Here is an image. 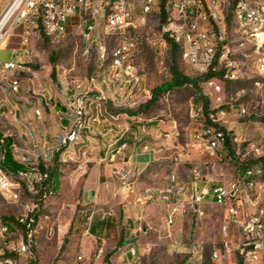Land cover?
Instances as JSON below:
<instances>
[{"label":"rangeland","instance_id":"1","mask_svg":"<svg viewBox=\"0 0 264 264\" xmlns=\"http://www.w3.org/2000/svg\"><path fill=\"white\" fill-rule=\"evenodd\" d=\"M8 1L0 0V14ZM230 20L228 18L225 41L229 52L218 70L233 72L235 78L215 79L219 92L205 85L203 80L199 81L197 90L191 85H184L163 94L154 106L145 110L139 107L149 100L151 90L170 80L169 46L156 21L150 22L132 37L135 49L130 63L135 67L134 75L138 81L134 90L136 103L131 106L128 103L112 106L100 90V83L115 86V91L120 90L116 81L111 80L110 58H105V61L99 56L97 45L104 44L102 40L83 41L80 30L75 27H69L66 35L57 40H49L42 35L29 39L30 56L23 58V63L35 76L20 75L21 84L16 95L10 94L6 86L0 85V138L12 139L15 159L26 158L27 166H22L27 169L28 177L36 176L35 168H41L42 160L41 151L32 147L28 130L20 125L24 115L22 101L18 99L23 97L27 98L28 107L37 108L43 117L47 114L44 103H48V99L58 102L61 95L65 99L79 91H87L86 99L91 102L101 93L107 103L105 117L112 115L115 118L110 119L109 125L103 128L111 129L109 138L112 141L107 146L110 145V149L118 146L121 143L118 141L123 140V132L127 129L124 138L129 147L125 150L134 149L136 154V145L142 149L140 141H145L148 145L145 154H151L153 150L155 154L138 177L132 171L134 176L128 179L122 202L116 196L108 203L109 197L103 193L101 186L94 198V188L87 191L91 162L83 165L84 168H78L83 160L69 159V146L58 153L54 152L46 167L48 172L58 168L56 188L41 192L42 186L36 195L24 193L21 197L22 203L31 200L36 205L32 255L17 254V241L13 240L9 245L0 244V264H186L189 258H194L198 246L203 249L202 264L237 263L241 234L236 226H230L227 237L230 252L225 253L221 233L223 209L209 200L206 199L199 206L201 214L187 211L178 217L170 228L169 236L164 232L165 211L161 202L137 200L148 188H162L172 173L184 184L189 183L194 173H197L204 181L202 186L214 187L241 176L242 171L238 170L237 163H242L246 168L262 163L259 160L264 158V77L256 71L259 55L255 53L253 43ZM18 32L15 31L6 40L0 58L7 57L11 50L21 48L16 36ZM114 45L115 41H109V50ZM177 65L180 72L188 76L189 72L181 63L179 55ZM198 92L209 101V109L224 111L219 123L229 133V137L238 140L237 143L228 144L227 157H210L193 147L205 125ZM96 103L99 122L90 125L89 131L98 140L101 136L95 128L103 125L101 120L104 116L98 113L103 101L96 100ZM27 123V127L39 136L40 125L36 128L30 122ZM142 128L147 135L142 133ZM155 133L160 134L157 141L153 138ZM166 134L168 138L164 136ZM85 138L86 132L82 133L77 143L87 145ZM11 145L8 146L10 151ZM90 145L83 150L90 153L91 157L94 153L92 147L89 149ZM34 146H41L40 137H34ZM229 151L233 154L230 155ZM98 154L103 156V153ZM63 155H66L65 158ZM128 156L124 155L125 162ZM132 161L136 162V156ZM11 179H24V176L11 175ZM250 197V211H244L239 220L252 215L262 224L259 264H264V190L258 188V181ZM95 198L96 202H90ZM21 202L12 204L7 195L0 192V219L12 221L20 215ZM128 243L136 251L134 263L123 254ZM99 251L100 256L97 257ZM215 251H219L220 255L212 261L211 255ZM5 259L10 263H4Z\"/></svg>","mask_w":264,"mask_h":264},{"label":"built area","instance_id":"2","mask_svg":"<svg viewBox=\"0 0 264 264\" xmlns=\"http://www.w3.org/2000/svg\"><path fill=\"white\" fill-rule=\"evenodd\" d=\"M230 1L235 0H9L0 14V51L5 48L6 40L17 30L19 32L16 36L20 40L21 48L11 50V56L8 59L0 58V70H5V77L0 79V85H6L10 94L17 93L16 80L11 77V64L20 62V67H25L23 57L30 56L28 49L30 38L42 35L46 39L57 40L66 35L69 27H75L80 30L83 41L102 40L104 42L102 58L115 60L118 88L134 91L138 77L133 76L135 67L130 63L135 49L132 37L152 21H156L161 26L162 34L178 46L179 57L189 72L188 76L198 77L208 71H219L229 52L225 41ZM240 13L239 31L253 43L255 53L259 55L256 71L264 77V0L256 1L255 12L246 11L245 4V7H240ZM109 41H115V45L110 50ZM28 75L34 76L32 70H28ZM222 77L233 79L235 75L233 72L226 71L223 72ZM204 84L215 92L220 91L215 79L207 80ZM76 87L80 88L79 85ZM87 95L88 92L85 91L67 98L70 111L67 116V128L56 139L54 147L46 152L41 151L42 166L40 169L38 166L35 168V177L24 174V179H11V172L5 171L2 167L6 152L3 139L0 138V192L7 195L9 202L17 204L21 202L24 193L33 196L38 193L43 183L48 180L46 164L54 152H60L61 149L71 145L72 139H77V131L86 132L87 146L89 140L95 139L90 134L89 124H81V116L84 112L82 100L87 98ZM106 108L107 103L104 99L103 106L98 107L99 116H104V123H106ZM33 115L37 119V112L34 109ZM221 116H224L223 110L208 114L207 122H211V130L197 136L193 145L201 153L217 159L227 157V145L238 141L237 138L229 137L225 129V131L221 130L219 123ZM27 124V121L20 120L21 127L28 130L32 147L40 151L41 146H34V137L39 136L33 129H29ZM127 131L126 129L123 132V140ZM141 131L144 135L148 134L143 128ZM164 136L169 137L168 134ZM214 140L225 143V153L216 154ZM140 142L143 145L142 150L148 151L146 142ZM127 147V142H123L121 151H115L110 160L113 161L117 154L122 153ZM13 161L27 166L26 159L13 158ZM128 176L129 174L125 171L118 175L122 185L127 183ZM257 181L258 188L264 190V179H249V175H241L233 181L207 187L201 185L204 181L197 173H194L187 184L182 183L178 176L172 173L168 175L162 188L146 189L139 201L161 202L165 211L164 232L169 236L170 228L174 226L178 217L183 216L187 211L201 214L199 206L206 199L209 200L223 209L221 226L223 251L230 252L227 241L228 230L231 225L236 226L242 237V243L238 249L241 264H259L263 236L262 224L252 215L239 220V216L244 211H250L252 205L250 192ZM35 215V203L27 200L21 202V214L14 217L12 221L4 222L0 219V244L9 245L13 240L17 241V254L31 257L36 226ZM126 248L123 254L130 258L131 263H134L137 259L135 248L130 243L126 244ZM219 253V251L213 252L211 260H217ZM99 256L100 251L97 257ZM4 263H10V261L5 259ZM202 263L203 249L198 246L194 258H189L186 264Z\"/></svg>","mask_w":264,"mask_h":264},{"label":"crops","instance_id":"3","mask_svg":"<svg viewBox=\"0 0 264 264\" xmlns=\"http://www.w3.org/2000/svg\"><path fill=\"white\" fill-rule=\"evenodd\" d=\"M10 56H11V52L9 53V55H7V57L1 59L5 60L10 58ZM112 80L115 82L113 78ZM20 84H19V89H20ZM99 87L100 90L106 95L108 102L112 106L118 107L120 105H124L127 103L128 105L131 106L136 103V92H134L133 90L131 91V89L125 88L122 90L115 91L116 90L115 86L102 85L101 83L99 84ZM64 95L66 97L67 93L65 92ZM62 96L63 95L59 97L58 102L54 100L52 101V99H48V103L47 102L44 103V106L47 110V114H44L42 117L40 113V116L37 117V119L33 115V109L28 107L29 103L27 102V98L23 97L18 99L22 101L21 108H22V113L24 115V120L30 122V125L32 124L36 128L38 127L37 126L38 124L40 125L41 130L38 129L39 130L38 132H39V137L42 141V145L40 147V151L42 152H46L47 150L54 147L56 139L59 136H61L67 128L68 125L67 116L70 113V111L67 106V98L63 99ZM99 96H101L104 101L105 97L101 93ZM99 96L95 98V101H91L90 103L88 99L85 98L86 99L85 113H86V118H88L89 120V125H94L95 124L94 122H97L98 124L99 122L98 114H97L98 105L96 103V100ZM36 109L37 108H34V110ZM110 119H115V118L112 115H107L105 117V122H107V125L106 123H104V118H103V120H101V123L103 125L95 128V130H97V132L100 134L101 138L98 140L96 139L89 140V143L91 144L89 149H91L92 147V152L94 153V155L90 157L89 156L90 153L83 150V148L87 147L85 143H73L69 146L70 151L67 154V156L69 159L83 160V162L80 164L78 168H84L83 165H86L88 162L89 163L91 162V166L88 169V181L86 185H87V191H91L92 187L94 188L92 190L93 198L96 197V193H97L96 191L98 187L101 186L103 193H105V195L109 197V200L107 201L108 203L116 196L120 198L119 202L121 203L122 200L125 198L124 192L126 191L128 180L125 185H122L118 175H120L122 171H125L129 174L128 176L129 179L130 177L134 176V173L132 171H135L136 177H138L139 174H141L144 171L145 167L149 164V162L152 159H154L155 151L153 150V152L151 153L152 155L145 154L146 151H143L139 146L136 145V154H134V149H127L123 153L117 154L115 159L111 161L110 159L113 153L115 151H121L123 143L114 147L113 149H110L109 147L110 145L107 146L108 143L112 141V139L109 138L110 137L109 132L111 131V129L104 130L103 128L109 125ZM159 135L160 134L155 133L153 138L157 141ZM9 142L10 144L12 143L11 145V149H12V147H14L13 145L14 142L12 141V139H10ZM98 152L100 154L103 153V156L99 155ZM126 154H128L129 156H128V160L125 162L124 155ZM11 156L13 159L14 158L13 153H11ZM63 156L65 158L66 155ZM120 156H122V158ZM135 156H136V162L132 161V159ZM139 198L140 196L137 197L138 201ZM90 202H96V198L91 200Z\"/></svg>","mask_w":264,"mask_h":264},{"label":"trees","instance_id":"4","mask_svg":"<svg viewBox=\"0 0 264 264\" xmlns=\"http://www.w3.org/2000/svg\"><path fill=\"white\" fill-rule=\"evenodd\" d=\"M165 42L168 44L169 46V54H170V64H169V74H170V80L166 83H163L160 86L154 87L151 90V95L148 101H146L143 105H141L139 107L140 110H145L148 109L152 106H154L159 98L174 89H178L183 87L184 85H191L194 89H198V83L200 80L203 81H207V80H211V79H221L223 76V71L219 70V71H208L206 74L202 75V76H198V77H188L183 75L177 65V57L179 55V48L178 46L171 40L169 39L166 35H163ZM51 62L53 63L54 61L51 60ZM53 75V73H52ZM198 97L201 101V106H202V113L204 116V123L207 124V116L210 112H215L214 110H210L209 109V101L207 100L206 97H204L202 94H200L198 92ZM222 131H225L224 129L221 128ZM9 138H4L3 139V143L5 148V158H4V164H3V168L5 171L7 172H11V175L13 176H19L18 173L19 172H23V173H27V169L25 167H23L22 165H19L17 163H15L12 159L11 153H12V149L11 151L9 150L8 146H10V142H9ZM121 143L123 142H128L126 139L119 141ZM119 143V145L121 144ZM229 149L228 145L226 147V150ZM230 155H231V151H229ZM233 154V153H232ZM259 161H261L262 163L258 164L260 165L261 169H262V177L264 179V158L260 159ZM237 168L239 171H244L245 167L242 163H237ZM257 165V164H255ZM43 170V169H42ZM58 178H59V171L58 168L55 167L52 170H49L48 172V183H43V190H41V192H47V191H53L56 188V185L58 183ZM50 193V192H49ZM36 218V215H35ZM6 221V220H5ZM4 221V222H5ZM92 230V232H94L93 229H90V231ZM10 254H7L6 256H9ZM236 264H241L240 258H238L237 263Z\"/></svg>","mask_w":264,"mask_h":264},{"label":"bare ground","instance_id":"5","mask_svg":"<svg viewBox=\"0 0 264 264\" xmlns=\"http://www.w3.org/2000/svg\"><path fill=\"white\" fill-rule=\"evenodd\" d=\"M256 1L257 0H235V1H230V4H228V18H231V20L236 23L238 30H239V21H241L240 7H245V4H246V11L255 12ZM97 50H98V53H99L101 60H105V58H102V54L104 53V44L99 43L97 45ZM29 52H30V50H29ZM26 57H29V56H26ZM26 57H23V58H26ZM23 66H25V67H20V62H13L11 64V77L14 80H16V92H17V93H11L13 95L18 94V92H19V84L21 82L20 81V75H22V74L28 75V70H31L24 63H23ZM27 67H28V69H27ZM109 69L111 71V77L116 81V67H115V60H113V58H110ZM134 72H135V69L133 68V76L136 77L134 75ZM34 76H35V73H34ZM4 77H5V70H0V79H4ZM97 100L103 101L101 96H99L97 98ZM85 106H86V99H83L82 100V109L84 110V112L81 116V124H89V120H88V118H86ZM35 111L37 112V117H39L40 111L38 109H36ZM89 127H90V125H89ZM208 130H211V122H207V124H205L203 126L202 133H208ZM82 133H84V131H77V139H72L71 144L77 143L78 141H80V139L82 138ZM214 149H215L216 154L225 153V143H222L221 140H214ZM263 163H264V161H263ZM24 174H26V173H23V172L18 173V175L20 177L24 176ZM241 175H249V179H263L262 169H261L260 165H258V164L246 168L244 171H242Z\"/></svg>","mask_w":264,"mask_h":264}]
</instances>
